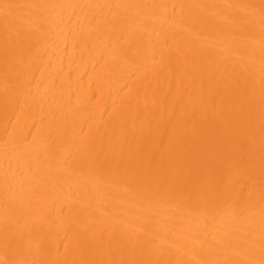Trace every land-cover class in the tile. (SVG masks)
Instances as JSON below:
<instances>
[{"label": "bare ground", "instance_id": "6f19581e", "mask_svg": "<svg viewBox=\"0 0 264 264\" xmlns=\"http://www.w3.org/2000/svg\"><path fill=\"white\" fill-rule=\"evenodd\" d=\"M0 264H264V0H0Z\"/></svg>", "mask_w": 264, "mask_h": 264}]
</instances>
